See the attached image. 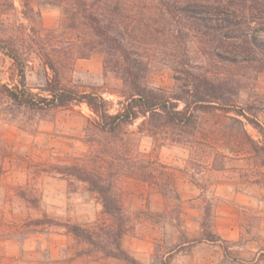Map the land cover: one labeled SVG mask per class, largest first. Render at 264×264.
I'll return each instance as SVG.
<instances>
[{"label":"rangeland","instance_id":"obj_1","mask_svg":"<svg viewBox=\"0 0 264 264\" xmlns=\"http://www.w3.org/2000/svg\"><path fill=\"white\" fill-rule=\"evenodd\" d=\"M142 1L153 23L128 40L147 62L143 83L174 93L187 85L185 70L205 75L220 82L228 111L199 114L194 134L166 135L183 143H154L138 132L141 120L103 133L85 105L41 111L14 105L3 86H13L15 72L0 52V264H264V135L233 110L256 118L264 132V30L254 12L241 8L229 25L221 22L210 2L209 14L197 9L195 16L216 30L202 39L185 36L155 2ZM13 6L0 0L1 37L29 33L18 2ZM41 14V35L62 57L61 83L102 96L114 113L129 93L121 75L105 70L99 53L80 56L82 35L58 9L46 6ZM47 72L32 59L26 87L39 92ZM70 167L111 181L127 221L121 247L128 260L85 255L86 245L54 225L104 235L112 224Z\"/></svg>","mask_w":264,"mask_h":264},{"label":"trees","instance_id":"obj_2","mask_svg":"<svg viewBox=\"0 0 264 264\" xmlns=\"http://www.w3.org/2000/svg\"><path fill=\"white\" fill-rule=\"evenodd\" d=\"M15 1L20 6L23 18L28 22L29 33L20 37L0 36V52L12 62L16 76L13 86L5 85L3 90L14 105L38 111L85 105L94 116L95 128L107 134H115L122 127L141 120L137 126L138 132L145 133L158 145L167 140L183 143V139H169L166 135L174 131L178 132V136L194 134L199 127V114L228 111L223 102L224 90L220 87V82L205 75H195L185 70L187 85H182L174 93L148 88L143 83L147 62L128 40L137 31L141 32V27H148V23H153L145 15L147 8L150 9L149 4L142 0H9L12 9ZM152 1L159 8L161 16L181 24L185 36L195 35L202 39L216 30L206 20L195 16L197 9L203 14H209L210 2L214 3L215 14L220 16L221 22L229 25L231 21L227 18L237 8H241L250 13L254 12V19L261 26V30H264V0ZM46 6L58 9L62 18L70 21L69 27L78 30V34L82 35L78 42L83 48L80 51L81 57L93 52L99 53L103 56L105 70L121 75L129 93L118 102L114 113H110L109 104L102 96L78 92L61 83L58 68L62 62L61 54L56 46L41 35L43 28L38 25L42 20L41 10ZM136 25L137 30L134 29ZM175 31L177 34L181 33L179 29ZM244 37L250 46H259L254 38L246 35ZM32 59H38L43 69L48 71L37 93H32L25 85L26 68ZM233 110L259 134L264 135L256 118L244 110ZM235 120L241 126L240 132L246 136L243 121ZM68 170L70 176L85 183L97 195L103 214L110 218L112 224L105 230L104 235L78 224L54 225L62 226L67 234L86 245L83 252L85 255L94 252L100 253L104 258L128 260L121 247V239L127 232V221L111 181L105 182L99 174L84 168L70 167ZM37 223L43 224L42 220Z\"/></svg>","mask_w":264,"mask_h":264}]
</instances>
